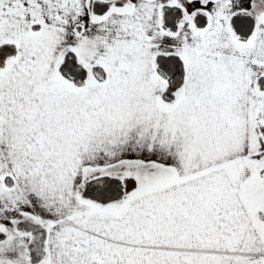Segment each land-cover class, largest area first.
Masks as SVG:
<instances>
[{"label":"snow or ice","instance_id":"obj_1","mask_svg":"<svg viewBox=\"0 0 264 264\" xmlns=\"http://www.w3.org/2000/svg\"><path fill=\"white\" fill-rule=\"evenodd\" d=\"M0 264H264V0H0Z\"/></svg>","mask_w":264,"mask_h":264}]
</instances>
